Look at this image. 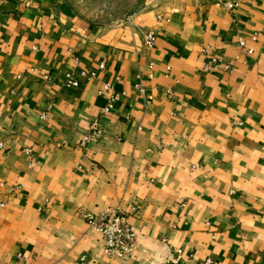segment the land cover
Segmentation results:
<instances>
[{
  "label": "crops",
  "instance_id": "obj_1",
  "mask_svg": "<svg viewBox=\"0 0 264 264\" xmlns=\"http://www.w3.org/2000/svg\"><path fill=\"white\" fill-rule=\"evenodd\" d=\"M222 1L98 25L0 0V264H264V0ZM109 209L136 232L125 257L89 222Z\"/></svg>",
  "mask_w": 264,
  "mask_h": 264
},
{
  "label": "built area",
  "instance_id": "obj_2",
  "mask_svg": "<svg viewBox=\"0 0 264 264\" xmlns=\"http://www.w3.org/2000/svg\"><path fill=\"white\" fill-rule=\"evenodd\" d=\"M240 0H224L222 4L228 9H234L239 6ZM161 18V17H160ZM144 41L147 46H153L156 42L155 31H147L144 33ZM241 45H245L244 39H240ZM251 51V50H250ZM252 52V51H251ZM211 63L216 67H224L230 70L232 64L224 63L222 59L214 57ZM105 65L101 64L100 68H104ZM67 83L70 85H79L78 79L74 78V75L67 74ZM110 91L109 101L107 106L103 109L106 113L114 108L115 103L120 99V95L116 93L114 85L112 83H105L101 90V93H106ZM101 124L100 121H95L92 124L91 131L88 135V139L96 138L101 134ZM90 223L93 225L94 229L100 234L101 239L104 244V249L108 254H118L120 256L129 255L136 244V232L133 227L128 222V217L118 211L109 210L105 213L98 215L97 217H92ZM182 250L178 249L174 251L173 255L181 254ZM171 257V258H172Z\"/></svg>",
  "mask_w": 264,
  "mask_h": 264
},
{
  "label": "rangeland",
  "instance_id": "obj_3",
  "mask_svg": "<svg viewBox=\"0 0 264 264\" xmlns=\"http://www.w3.org/2000/svg\"><path fill=\"white\" fill-rule=\"evenodd\" d=\"M67 1L78 15H81L83 18L87 19L88 21L98 25H111L125 19L126 17H128L129 15L135 12H138V10L143 6L145 0H67ZM109 210L118 211L115 209H109ZM90 221L91 218L89 222Z\"/></svg>",
  "mask_w": 264,
  "mask_h": 264
}]
</instances>
